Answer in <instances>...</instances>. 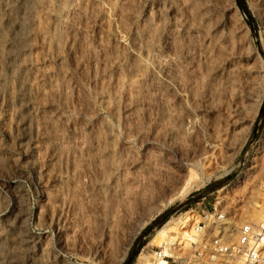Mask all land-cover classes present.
Listing matches in <instances>:
<instances>
[{
	"label": "rangeland",
	"instance_id": "obj_1",
	"mask_svg": "<svg viewBox=\"0 0 264 264\" xmlns=\"http://www.w3.org/2000/svg\"><path fill=\"white\" fill-rule=\"evenodd\" d=\"M263 179L264 0H0V264H141Z\"/></svg>",
	"mask_w": 264,
	"mask_h": 264
},
{
	"label": "built area",
	"instance_id": "obj_2",
	"mask_svg": "<svg viewBox=\"0 0 264 264\" xmlns=\"http://www.w3.org/2000/svg\"><path fill=\"white\" fill-rule=\"evenodd\" d=\"M256 162L245 172L252 171ZM258 190L260 201L256 196L251 202L242 201L243 207L231 206L235 198L226 193L218 192L211 203L207 196L197 198L174 219L183 222V234H190L178 238L173 233L172 241L166 238V255L155 246L152 264H264V179Z\"/></svg>",
	"mask_w": 264,
	"mask_h": 264
},
{
	"label": "bare ground",
	"instance_id": "obj_3",
	"mask_svg": "<svg viewBox=\"0 0 264 264\" xmlns=\"http://www.w3.org/2000/svg\"><path fill=\"white\" fill-rule=\"evenodd\" d=\"M258 148L255 150V153H254L253 157L251 158L252 160H254L255 159L254 156L257 153H259ZM250 162H253V161H250ZM199 184H200L199 177L197 176V174L195 172H191L187 181L178 190L175 199L185 198L189 194L190 190L197 187ZM223 191H225V188L219 190V193H223ZM256 193H258V192H256ZM256 196H258V200L260 201V193H258V195H255V197ZM178 221L175 220L173 222H167L161 229H159L157 231L156 235L154 236V238L152 240L153 245L162 247V251L164 252L165 255L168 253L167 245H164V240L166 238H169V240L172 241V239H174L173 233H177L178 238L183 237V236L185 237L186 235L190 234V233H186V232H184V234L182 233V231H181L182 226L180 224L182 221L181 220H180L181 222H178ZM181 235H183V236H181ZM150 257H151V255L150 256L149 255H143L142 257L139 258L140 263L141 264H152V262L150 261ZM161 264H164V262L162 261Z\"/></svg>",
	"mask_w": 264,
	"mask_h": 264
}]
</instances>
